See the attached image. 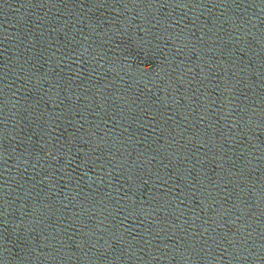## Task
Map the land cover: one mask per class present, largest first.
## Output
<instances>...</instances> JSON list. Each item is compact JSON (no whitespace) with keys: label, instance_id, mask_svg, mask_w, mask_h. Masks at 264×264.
Instances as JSON below:
<instances>
[{"label":"water","instance_id":"1","mask_svg":"<svg viewBox=\"0 0 264 264\" xmlns=\"http://www.w3.org/2000/svg\"><path fill=\"white\" fill-rule=\"evenodd\" d=\"M0 264H264V0H0Z\"/></svg>","mask_w":264,"mask_h":264}]
</instances>
